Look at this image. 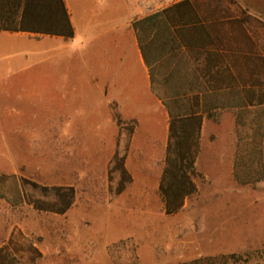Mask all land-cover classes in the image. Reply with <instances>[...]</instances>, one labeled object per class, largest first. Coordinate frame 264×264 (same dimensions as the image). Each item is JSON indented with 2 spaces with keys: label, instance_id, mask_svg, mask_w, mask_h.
Wrapping results in <instances>:
<instances>
[{
  "label": "rangeland",
  "instance_id": "obj_1",
  "mask_svg": "<svg viewBox=\"0 0 264 264\" xmlns=\"http://www.w3.org/2000/svg\"><path fill=\"white\" fill-rule=\"evenodd\" d=\"M81 44L68 60L71 89H58L66 79L55 77V67L40 79L32 63L13 75L19 81L14 85L0 82L2 183L75 189L64 213L38 210L10 193L0 198V264H181L229 253L246 257L241 264H264V178L240 184L233 177L228 117L208 128L217 136L203 141L196 193L178 212L166 214L158 193L161 112L144 101L135 107L107 104L102 91L87 83L99 75L92 79L86 41ZM259 113L247 119H264ZM116 150L125 154L131 175L119 194L113 192L118 174L108 178Z\"/></svg>",
  "mask_w": 264,
  "mask_h": 264
},
{
  "label": "crops",
  "instance_id": "obj_2",
  "mask_svg": "<svg viewBox=\"0 0 264 264\" xmlns=\"http://www.w3.org/2000/svg\"><path fill=\"white\" fill-rule=\"evenodd\" d=\"M63 2L72 36L0 29V82L14 85L18 78L13 75L32 63L39 66V78L52 65L55 77L66 79L58 89H71L74 85L65 76L68 60L86 41L85 65L92 79V74L99 75L87 83L102 91L107 104L135 107L144 101L160 111L164 154L169 105L195 108L202 115L199 155L203 141L217 136L208 132L210 124L228 117L232 129L225 136L234 140V155L238 112L264 106V0ZM21 11L22 2L14 8L13 0H0V26H19ZM19 118L15 115L12 121Z\"/></svg>",
  "mask_w": 264,
  "mask_h": 264
},
{
  "label": "trees",
  "instance_id": "obj_3",
  "mask_svg": "<svg viewBox=\"0 0 264 264\" xmlns=\"http://www.w3.org/2000/svg\"><path fill=\"white\" fill-rule=\"evenodd\" d=\"M235 2V0H229ZM14 8L22 2L21 24L1 25L0 29L22 30L72 36L73 31L63 0H13ZM156 18V13L153 14ZM137 23V22H136ZM135 22L133 25L137 27ZM170 114L169 138L163 158V168L158 184V193L166 214L178 212L185 199L197 191V178L201 173L196 166L200 151V129L202 115L195 108L167 106ZM264 111L256 107L253 111L240 109L236 116V151L233 157L232 175L240 184H253L264 178V119L255 116L247 119L252 112ZM264 114V113H263ZM212 117V114H207ZM260 118V119H259ZM254 133V134H253ZM125 154L116 150L108 170L110 182L117 173L113 192L119 194L131 182L126 169ZM12 178V175H8ZM6 178L0 174V198L8 193L14 200H27L38 210L56 213L66 212L73 204L75 189L73 186H39L32 183L31 189H23L20 184L2 183ZM113 188V187H112ZM38 197H34L35 193ZM33 196V198H32ZM264 255V251L262 252ZM247 261L236 253L199 257L181 264H241Z\"/></svg>",
  "mask_w": 264,
  "mask_h": 264
}]
</instances>
